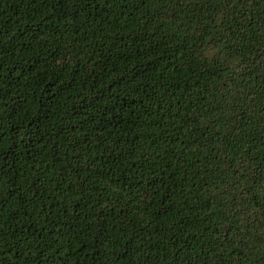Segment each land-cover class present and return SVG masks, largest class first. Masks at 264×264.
Here are the masks:
<instances>
[{
    "label": "trees",
    "instance_id": "1",
    "mask_svg": "<svg viewBox=\"0 0 264 264\" xmlns=\"http://www.w3.org/2000/svg\"><path fill=\"white\" fill-rule=\"evenodd\" d=\"M0 264H264V0H0Z\"/></svg>",
    "mask_w": 264,
    "mask_h": 264
}]
</instances>
